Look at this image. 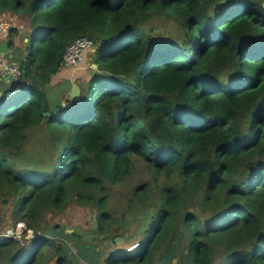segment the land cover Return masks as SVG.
<instances>
[{"label": "trees", "instance_id": "obj_1", "mask_svg": "<svg viewBox=\"0 0 264 264\" xmlns=\"http://www.w3.org/2000/svg\"><path fill=\"white\" fill-rule=\"evenodd\" d=\"M4 12L30 32L21 47L15 29L7 38L20 77L0 81L19 86L0 95V205L37 235L0 234V264H264V0H0ZM154 12L175 37L142 27ZM81 36L96 72L56 103L46 86ZM44 120L50 158L23 163L26 131ZM135 157L155 185L133 188L118 216L107 191ZM73 197L96 205V233L135 225L138 244L105 256L46 221Z\"/></svg>", "mask_w": 264, "mask_h": 264}, {"label": "rangeland", "instance_id": "obj_2", "mask_svg": "<svg viewBox=\"0 0 264 264\" xmlns=\"http://www.w3.org/2000/svg\"><path fill=\"white\" fill-rule=\"evenodd\" d=\"M6 22L9 25V31L2 35L0 34V42L2 40H7L9 35L11 34V28L15 29L13 33L14 43L17 47H21L25 43L26 35L30 32V27L28 24V19L26 15L21 13L14 12H4L0 13V22ZM142 27L146 29L148 32L153 30L154 34H158L160 37H175L177 25L169 18L154 12L152 14L147 15L143 22ZM95 46L93 47V51ZM88 50L84 54L86 58L89 59V64L85 67V71L89 73V77L96 72L94 71L95 66H92L93 63V51ZM83 63V65H82ZM94 64V63H93ZM84 67V62H78L74 65V68H64L58 73V75H53V81L57 78V83H60V86H57V90L53 89L52 85L46 86V91L48 95L55 100L56 103H62L67 95H69L71 91V86L73 83H76L79 80H83V77H79L77 79H73L71 81L67 80L69 78L68 75H74L75 73L80 72ZM63 70H67L66 73ZM72 70V71H71ZM74 73V74H71ZM62 75V76H61ZM88 80L84 81L82 92L86 89L88 85ZM81 88V87H80ZM50 100L53 102V100ZM47 117L50 114H46ZM54 124V123H53ZM46 124L44 122L37 127L30 128L26 131L25 141L22 140L21 144L23 145L22 150L25 151L23 157V163L33 165L42 161L46 163L48 158H50V151L44 146L45 141L47 140L46 134ZM46 166V165H45ZM154 173L146 168L144 161L141 158H133V168L131 174L127 179L115 186L109 187L107 191L108 203L109 207L115 211V213L120 216L121 209L125 205L127 199L130 197L133 188H135L138 184L143 181H148L150 186L155 185V180L153 179ZM165 180V177L159 176L158 182H162ZM3 204L0 205V211L2 212V222L0 225V234L6 233L8 231L14 230L17 231L18 225L11 227L10 226V215H9V207L7 206L8 200L4 198ZM98 210L94 203L87 202L86 204H80L77 202L76 198L73 197L69 200L65 209L58 213L49 214L46 217V221L51 225L60 224L61 227L65 230H75L83 232L82 237L86 238L88 235L92 236V241L89 243L96 244L97 249L104 250L105 256H107L111 251L117 249H126L131 250L138 244V229L134 225L131 229H124L121 226H115L110 232L106 235H100L96 233V219H97ZM141 227V226H140ZM13 228V229H12ZM23 227L20 229L18 238L22 237L25 231H22ZM37 235V234H35ZM34 234L32 231H26V235L23 240L26 242L33 238ZM118 239V241H116ZM73 251H76V247H72ZM104 256V255H103ZM55 260H52L49 264H54Z\"/></svg>", "mask_w": 264, "mask_h": 264}, {"label": "built area", "instance_id": "obj_3", "mask_svg": "<svg viewBox=\"0 0 264 264\" xmlns=\"http://www.w3.org/2000/svg\"><path fill=\"white\" fill-rule=\"evenodd\" d=\"M9 31V25L6 22H0V34L5 35ZM94 46L93 41L86 37L81 36L74 39L72 42L66 45L62 55L61 64L63 67L74 68V65L78 62H83L84 53ZM11 75L18 81L20 77V70L15 62L7 61L5 55L0 53V81L5 76ZM22 224L19 225L17 231H8V235H18L19 229Z\"/></svg>", "mask_w": 264, "mask_h": 264}, {"label": "water", "instance_id": "obj_4", "mask_svg": "<svg viewBox=\"0 0 264 264\" xmlns=\"http://www.w3.org/2000/svg\"><path fill=\"white\" fill-rule=\"evenodd\" d=\"M25 41H28V37H26ZM0 53L3 54V55H7V54H10V49L8 47V40H2L0 42ZM4 81H7V82H10V83H14L15 79L13 78V76L11 75H8V76H5L3 78ZM17 89H19V86L18 85H15V87L11 90H8V91H0V95L4 96V95H10L11 93H13L14 91H16ZM70 96L71 97H74V98H78L79 96V87L78 85L74 84L73 87L71 88V91H70ZM46 114H49L48 112H44V115ZM75 231V233L79 234L80 236L83 235V232L82 231H79L78 229H75V230H67V232H73ZM87 240L89 242L92 241V236L91 235H88L87 236ZM118 241V239L116 240Z\"/></svg>", "mask_w": 264, "mask_h": 264}, {"label": "crops", "instance_id": "obj_5", "mask_svg": "<svg viewBox=\"0 0 264 264\" xmlns=\"http://www.w3.org/2000/svg\"><path fill=\"white\" fill-rule=\"evenodd\" d=\"M9 61V60H8ZM89 64V59H87L86 58V55H85V60H84V67H83V69H82V71H80V72H78V73H71V74H74V75H68L69 76V78L67 79V80H69V81H71V83L73 82L72 81V77H73V79H77V78H79V77H83V80H82V82L81 81H78L77 82V84L76 83H73L72 84V86L71 87H73V85L74 84H76V85H78V87H79V93H80V86L82 85L83 86V84H84V81H85V78L87 77V75H88V73H86V71H85V67L87 66ZM92 66H95V64H91ZM64 69V68H63ZM65 73H66V71L67 70H63ZM72 71V70H71ZM62 76V75H61ZM58 80H59V78H57ZM57 79H55L52 83L50 82V85H52L53 86V89L54 90H57V86H60V83H57Z\"/></svg>", "mask_w": 264, "mask_h": 264}, {"label": "clouds", "instance_id": "obj_6", "mask_svg": "<svg viewBox=\"0 0 264 264\" xmlns=\"http://www.w3.org/2000/svg\"><path fill=\"white\" fill-rule=\"evenodd\" d=\"M94 46H95V44H94ZM93 46V47H94ZM93 47L91 48V49H93ZM91 49H89V50H91ZM88 51V50H87ZM84 59H85V54H84V58H83V61H84ZM61 67L62 68H66V67H63L62 66V64H61ZM14 83H16V82H14ZM20 224H22V226H20V229L23 227V230L22 231H25V225L23 224V223H18L17 225H18V227H19V225ZM18 227H17V229H18ZM13 229V228H12ZM20 229H19V232H20ZM19 234V233H18ZM5 237H11V238H14V239H17L18 237H17V235H15V236H13V235H8V232H6V233H4L3 234ZM33 237H36V235H34Z\"/></svg>", "mask_w": 264, "mask_h": 264}]
</instances>
